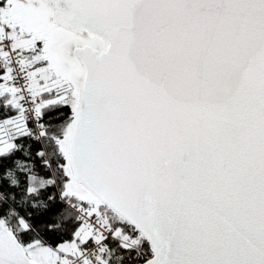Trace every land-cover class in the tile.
<instances>
[{"label":"snow or ice","instance_id":"snow-or-ice-1","mask_svg":"<svg viewBox=\"0 0 264 264\" xmlns=\"http://www.w3.org/2000/svg\"><path fill=\"white\" fill-rule=\"evenodd\" d=\"M0 264H264V0H0Z\"/></svg>","mask_w":264,"mask_h":264}]
</instances>
